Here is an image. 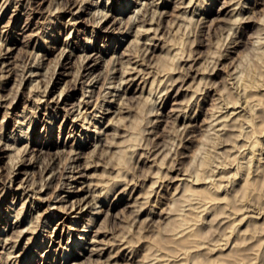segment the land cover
Wrapping results in <instances>:
<instances>
[{
	"label": "rangeland",
	"instance_id": "rangeland-1",
	"mask_svg": "<svg viewBox=\"0 0 264 264\" xmlns=\"http://www.w3.org/2000/svg\"><path fill=\"white\" fill-rule=\"evenodd\" d=\"M0 264H264V0H0Z\"/></svg>",
	"mask_w": 264,
	"mask_h": 264
},
{
	"label": "bare ground",
	"instance_id": "bare-ground-1",
	"mask_svg": "<svg viewBox=\"0 0 264 264\" xmlns=\"http://www.w3.org/2000/svg\"><path fill=\"white\" fill-rule=\"evenodd\" d=\"M190 2H191V1H190ZM200 2H201V1H200ZM134 3H135V2H134ZM188 4H190V3L188 2ZM145 5H146V4H145ZM197 5H198V4H197ZM196 8H197V7H196ZM142 16H143V15H142ZM144 16H145V15H144ZM130 18H131V17H129V19H130ZM146 20H148V19H146ZM150 20H151V22L153 21L152 19H150ZM141 23H144V22L141 21ZM149 23H150V22H149ZM152 23H154V21H153ZM149 26H150V25H149ZM151 27H152V24H151ZM151 27H150V28H151ZM151 29H152V28H151ZM151 29H150V30H151ZM147 30H149V29H147ZM155 34H156V33H155ZM155 34H154V36L156 37ZM147 37H148V36H147ZM148 38H149V37H148ZM148 38H147V39H148ZM151 38H153V37H151ZM142 44H144V43H142ZM144 45H145V44H144ZM144 45H142V46L144 47ZM142 46H140V47L142 48ZM147 47H150V46H147ZM144 48H145V47H144ZM146 49L148 50V48H146ZM139 50H140V51H139ZM143 50H144V49H143ZM147 50H146V51H147ZM138 51H139V52H142L141 49H138ZM139 52H138V53H139ZM143 54H146V53H143ZM140 55H141V54H140ZM140 55H139V56H140ZM136 57H137V56H136ZM139 58H140V57H139ZM142 58H144V56H143ZM140 59H141V58H140ZM137 63H138V62H137ZM131 67H132L131 69H133V68L136 69L135 66H134V67L131 66ZM126 68H127V67H126ZM126 68H125V70H126ZM127 69H128V68H127ZM134 69H133V70H134ZM125 70H124V71H125ZM130 71H131V70H130ZM135 71H137V70H135ZM138 71H139V69H138ZM125 72H128V70L125 71ZM125 72H124V73H125ZM140 73H141V72H140ZM127 74H129V73H127ZM137 75H138V73H137ZM122 76H123V75H122ZM180 81H181V80H180ZM253 82H254V81H253ZM250 83H251V81H250ZM246 84H248V82H246ZM254 84H255V82H254ZM251 85H252V84H251ZM251 85H250V86H251ZM256 85H257V84H256ZM245 86H246V85H245ZM245 86H244V87H245ZM248 86H249V85H248ZM253 86H254V85H253ZM253 88H255V87H253ZM245 89H246V87H245ZM247 89H248V88H247ZM255 89H256V88H255ZM250 90H252V89L249 88V91H250ZM247 91H248V90H247ZM254 91H255V90H254ZM150 92H151V91H150ZM247 97H248V96H247ZM245 99H246V98H245ZM37 101H38V100H37ZM37 101H35V102H37ZM246 101H247V100H246ZM37 103H38V102H37ZM37 103H36V104H37ZM78 108H79V107H78ZM99 108H100V107H99ZM78 114H79V113H78ZM87 115H88V114H87ZM83 116H84V115H83ZM89 117H90V116H89ZM85 118H86V116H85ZM90 118H91V117H90ZM261 118H262V117H261ZM92 119H93V118H92ZM261 121H263V120H261ZM259 122H260V121H259ZM258 126H259V125H258ZM258 126L256 125V126H254V127H255V128H256V127L258 128ZM255 128H254V129H255ZM144 151H146V150H144ZM148 152H149V151H148ZM148 152H147V153H148ZM150 152H151V151H150ZM148 154H149V153H148ZM151 154H152V153H151ZM140 155H141V154H140ZM144 155H145V154H144ZM145 156H146V155H145ZM143 157H144V156H143ZM72 160H73V159H72ZM13 165H14V164H13ZM14 166H15V165H14ZM12 167H13V166H12ZM44 184H45V183H44ZM110 185H111V184H110ZM108 187H109V186H108ZM87 189H88V188H87ZM209 192H211V191L209 190ZM213 194H214V193H213ZM208 195L212 196L211 193L208 194ZM212 199H213V197H212ZM91 201H92V200H91ZM79 202H80V201H79ZM76 203H77V202H76ZM90 203H91V202H90ZM87 204H88V202H87ZM87 204H86V205H87ZM75 205H76V204H75ZM75 205H74V206H75ZM86 205H85V206H86ZM90 205H91V204H90ZM78 206H79V205H78ZM91 206H92V205H91ZM60 207H61V206H60ZM60 207H59V209H60ZM72 207H73V206H72ZM81 207H82V206H81ZM83 207H84V206H83ZM83 207H82V208H83ZM72 209H73V208H72ZM80 213H81V212H79V214H80ZM89 220H90V219H89ZM90 221H91V220H90ZM87 223H88V222L83 223V225H82L83 228H79V229H78V230L81 231L82 233L80 234L79 238H77V240L75 241V244L73 245V247L78 246V245L80 244L81 240L83 239V237L86 236V234H87V232H88V227L90 226V225L87 224ZM89 223H90V222H89ZM72 228H73V227H72ZM10 230H11V229H10ZM71 230H72V229H71ZM75 230H77V229L75 228ZM68 256H69V255H68Z\"/></svg>",
	"mask_w": 264,
	"mask_h": 264
}]
</instances>
